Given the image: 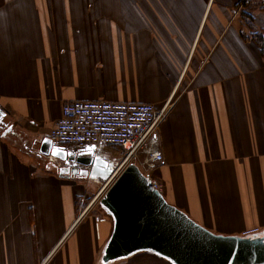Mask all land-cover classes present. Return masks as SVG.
<instances>
[{"label": "crops", "instance_id": "1", "mask_svg": "<svg viewBox=\"0 0 264 264\" xmlns=\"http://www.w3.org/2000/svg\"><path fill=\"white\" fill-rule=\"evenodd\" d=\"M133 1L131 15L107 20L93 0H0V264H104L115 224L101 199L119 173L78 180L38 162L53 158L41 143L77 99L68 73L97 39L147 60L135 101L166 115L153 147L164 160L143 171L166 201L210 231L264 234V59L245 38L242 0ZM112 264L175 263L141 250Z\"/></svg>", "mask_w": 264, "mask_h": 264}, {"label": "water", "instance_id": "2", "mask_svg": "<svg viewBox=\"0 0 264 264\" xmlns=\"http://www.w3.org/2000/svg\"><path fill=\"white\" fill-rule=\"evenodd\" d=\"M5 116L0 108V122ZM40 151L70 165L106 162L95 146L73 150L54 144L48 137L43 139ZM59 172L63 176L62 168ZM101 204L115 224L101 256L104 264L141 250L154 251L175 264H264V234H214L168 203L134 163L125 166L115 178Z\"/></svg>", "mask_w": 264, "mask_h": 264}, {"label": "built area", "instance_id": "3", "mask_svg": "<svg viewBox=\"0 0 264 264\" xmlns=\"http://www.w3.org/2000/svg\"><path fill=\"white\" fill-rule=\"evenodd\" d=\"M165 115L166 108L143 101L73 100L63 105L61 116L48 138L56 145L73 150L87 146L121 148L124 151V161L115 174L127 160L144 152L149 154L146 163L149 169L164 160L163 154L153 147L157 142V126ZM145 175L150 179L151 186L159 190V181ZM255 231L256 229L247 233Z\"/></svg>", "mask_w": 264, "mask_h": 264}, {"label": "rangeland", "instance_id": "4", "mask_svg": "<svg viewBox=\"0 0 264 264\" xmlns=\"http://www.w3.org/2000/svg\"><path fill=\"white\" fill-rule=\"evenodd\" d=\"M242 1L240 2V5H243ZM133 2V0H93V3L96 4L97 7L94 12H97L99 17L104 16V18H106L107 20H112L116 15L123 16L124 12L125 14L128 13L129 15H131L134 8L130 6L133 5ZM248 2L249 5L253 6V12L262 10V5L259 0H248ZM240 7H242V10L246 8L244 6ZM105 8L106 12H103L105 11ZM242 10L240 11L241 19L245 22V26L247 27V29L252 31V29L249 27V21L245 19L242 14ZM140 16L142 15L140 14ZM145 22L148 23L147 21ZM253 24L255 25L256 29L261 30L257 27L255 22ZM121 30L125 32L124 29L121 28ZM122 31H120V33H122ZM109 32L112 35L113 33H115L112 28L109 29ZM86 47V52L88 53L84 55L83 59L82 57H79L78 60L74 62L72 70H68V75L71 76V72L74 76L76 74V81L78 86L76 100H141L140 95L145 92L144 90L148 86L147 84L150 79V77L148 76L149 72L147 60L141 58L142 56L138 54L131 45L129 47L126 46L125 48H118L117 45L109 44L106 47L104 44H102L100 39H97L93 42V46L91 48L88 46ZM65 103H67V101ZM4 121L5 119L0 124V129H5L8 126V123ZM110 150L111 151H109L108 154H110V157L114 160L115 167L113 172H115L124 161V151L119 147H110ZM104 153H106V151ZM146 158V153L139 152L135 157H131L129 160H127L118 173L120 174L125 166H127L129 163L138 165L142 171L145 170L147 165H145L144 160ZM38 162L41 163V166L39 167L45 169L44 164H50L51 159L45 158L44 161L38 160ZM53 171L56 170L54 169ZM143 173L145 174L144 171ZM97 183H92L95 184L92 185L93 192L101 189L100 187H102V184ZM108 187L109 186H106L104 190H106ZM211 232L222 236H236L219 234L218 232L214 231ZM102 248L103 245H101L100 251L97 255V263L100 262L99 259ZM116 261L117 260L112 261L110 262V264Z\"/></svg>", "mask_w": 264, "mask_h": 264}, {"label": "flooded vegetation", "instance_id": "5", "mask_svg": "<svg viewBox=\"0 0 264 264\" xmlns=\"http://www.w3.org/2000/svg\"><path fill=\"white\" fill-rule=\"evenodd\" d=\"M2 122H0L1 124ZM99 150L100 156L103 158L104 161H96L94 164L91 165H83V164H77V165H70L66 164L63 161L57 159V158H49L51 159V164H53L55 170L60 174L59 170L63 169V176H69L77 178L78 180L82 178H105L114 170L115 163L114 160L107 155H103L102 152H109L111 151L110 148L104 147V146H95ZM102 151V152H101ZM107 163V164H104ZM69 168V169H66Z\"/></svg>", "mask_w": 264, "mask_h": 264}, {"label": "trees", "instance_id": "6", "mask_svg": "<svg viewBox=\"0 0 264 264\" xmlns=\"http://www.w3.org/2000/svg\"><path fill=\"white\" fill-rule=\"evenodd\" d=\"M259 2H261V9L264 11V0H259ZM242 3L244 4V7H246L247 11L246 12H243V16L245 19H247L249 21V27L252 29V34L247 37L245 36L246 39H250L252 41H254V43L258 46V49H259V52L261 54V56L263 57L264 59V31L263 30H258L256 29L255 25L253 24L254 23V19L252 17V14H251V9H253L251 5H249V2L248 0L247 1H242Z\"/></svg>", "mask_w": 264, "mask_h": 264}, {"label": "bare ground", "instance_id": "7", "mask_svg": "<svg viewBox=\"0 0 264 264\" xmlns=\"http://www.w3.org/2000/svg\"><path fill=\"white\" fill-rule=\"evenodd\" d=\"M114 174V173H113Z\"/></svg>", "mask_w": 264, "mask_h": 264}]
</instances>
